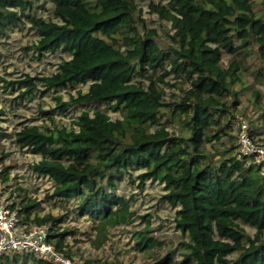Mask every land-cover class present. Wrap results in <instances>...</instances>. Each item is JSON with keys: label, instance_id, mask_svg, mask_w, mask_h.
<instances>
[{"label": "trees", "instance_id": "trees-1", "mask_svg": "<svg viewBox=\"0 0 264 264\" xmlns=\"http://www.w3.org/2000/svg\"><path fill=\"white\" fill-rule=\"evenodd\" d=\"M46 1L54 19L28 13L31 0H0V34L24 17L38 36L32 45L37 56L59 51L68 57L51 74H27L6 85L31 98L35 91L86 84L66 101L56 96L59 111L103 105L82 110L76 128L50 117L51 126L23 124L14 132L20 148L40 156L30 169L51 180L47 197L77 198V214L97 221L105 234L133 220L131 197L112 189L123 172L140 171L137 187L146 180L163 183L162 199L175 208L173 223L184 249L181 260L168 252L156 264H264V174L260 165L235 156L233 131L245 89L264 123L256 87L264 86V0L152 2L149 12L170 25L165 47L139 16L135 0ZM168 77L179 82L170 100ZM110 112L118 116L112 119ZM250 133L255 136L253 128ZM6 136L0 126V165ZM8 169L1 165L2 182ZM35 205L20 201L19 223L49 224V241L70 258L65 237L73 231H60L62 216L33 213ZM135 238L143 251L160 244L147 227ZM11 255L16 264L18 253ZM3 256L8 264L9 254Z\"/></svg>", "mask_w": 264, "mask_h": 264}, {"label": "rangeland", "instance_id": "rangeland-1", "mask_svg": "<svg viewBox=\"0 0 264 264\" xmlns=\"http://www.w3.org/2000/svg\"><path fill=\"white\" fill-rule=\"evenodd\" d=\"M160 0H135L140 10L139 16L144 20L148 28L157 32L155 41L160 47H165L171 33L169 22L162 21L154 13L149 12L148 5ZM162 1V0H161ZM34 13L45 19L53 18L51 4L46 0H31ZM54 19V18H53ZM141 22H139V26ZM168 32V33H166ZM36 32L31 29L26 18L3 34H0V126L3 132L8 134L3 138L6 147V156L2 166H9L8 179L2 182L0 188L3 197L15 198L16 206L19 207L21 200H30L36 204L33 213L39 216L53 215L62 216L63 228L73 231L65 237L67 249L71 252L74 262L81 264L88 261V264H156L157 260L170 252L173 260H181V253L184 249L180 246L181 236L173 223L175 208L162 199L164 194L163 183L157 180H146L143 187H137L136 176L140 171L130 170L122 173V179L117 181L112 189L118 195L131 197L130 209L134 211L133 220L127 225L108 227L106 233L102 234L96 228L97 221L86 215L77 214V198L68 200L49 198L52 191V182L47 176L35 175L30 166L40 159L37 154L31 153L27 148H20L13 139V134L23 124L48 125L51 126L50 117L54 122L66 127L73 126V122L82 110L92 111L95 108H103L102 104H82L67 107L61 113L57 107L56 96H61L62 101L68 99L69 93L74 94L77 89L86 90L87 85H79L76 89L70 87L50 90L41 95L35 91L31 98L19 97L18 90H11L7 81L23 78L25 75H48L54 72L61 58L68 55L46 52L37 56L32 45L37 41ZM228 56L224 60H228ZM168 85L165 88L166 99L173 98L172 94L179 92V82L168 77ZM170 84H173L172 86ZM162 85V84H161ZM15 87V85H14ZM260 90V106L264 107V86L257 85ZM250 90L245 89L241 96V103L236 115H246L255 138L264 143V123L259 117V110L253 107V103L247 98ZM44 111H52L44 114ZM243 112H245L243 114ZM112 119L118 115L109 113ZM76 128V126H73ZM233 131L236 128L233 123ZM233 133V134H234ZM223 138L221 141H224ZM219 145V143H215ZM0 165V168H1ZM264 173V171H263ZM15 193V194H14ZM16 195V196H14ZM20 224V223H19ZM149 230V235L154 236L160 243L145 251L138 249L135 244V232L144 229ZM246 231L251 235L254 229L245 226ZM9 254L8 264H15ZM37 256L34 254H18L16 264H39L35 263ZM45 260V259H44ZM0 264L4 262V256L0 257Z\"/></svg>", "mask_w": 264, "mask_h": 264}, {"label": "built area", "instance_id": "built-area-1", "mask_svg": "<svg viewBox=\"0 0 264 264\" xmlns=\"http://www.w3.org/2000/svg\"><path fill=\"white\" fill-rule=\"evenodd\" d=\"M233 123L236 128L235 156L260 165L261 173L264 174V144L251 135L249 117L236 115ZM14 199L3 197L0 188V257L5 254L26 253L53 264H81L56 250L49 241V224H19L18 207Z\"/></svg>", "mask_w": 264, "mask_h": 264}]
</instances>
